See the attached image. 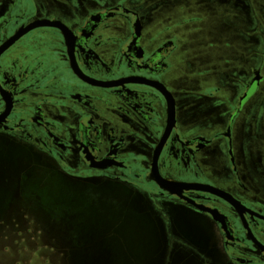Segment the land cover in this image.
<instances>
[{
	"label": "flooded vegetation",
	"instance_id": "af4514ba",
	"mask_svg": "<svg viewBox=\"0 0 264 264\" xmlns=\"http://www.w3.org/2000/svg\"><path fill=\"white\" fill-rule=\"evenodd\" d=\"M216 13L222 72L188 33ZM0 147L143 195L172 260L178 218L204 264H264V0H0Z\"/></svg>",
	"mask_w": 264,
	"mask_h": 264
},
{
	"label": "rangeland",
	"instance_id": "374dc122",
	"mask_svg": "<svg viewBox=\"0 0 264 264\" xmlns=\"http://www.w3.org/2000/svg\"><path fill=\"white\" fill-rule=\"evenodd\" d=\"M201 22L188 31L197 43L193 67L222 72L219 57L230 53L224 45V51L218 49L219 40L229 35L225 20L216 13ZM211 38L218 40L213 51L199 52L198 43ZM231 53L234 61H242L239 53ZM125 189L72 178L52 164L32 163L22 148L0 147V264H204L201 256L216 259L209 234L177 218V230L197 254L180 249L172 260L164 217L143 195Z\"/></svg>",
	"mask_w": 264,
	"mask_h": 264
},
{
	"label": "water",
	"instance_id": "95a60500",
	"mask_svg": "<svg viewBox=\"0 0 264 264\" xmlns=\"http://www.w3.org/2000/svg\"><path fill=\"white\" fill-rule=\"evenodd\" d=\"M161 184L164 186V187H166V185H165V183H163V182H161ZM12 190H13V186H12V189H11V192H12ZM125 190H127L128 192H131V191H129L128 189H125ZM9 198H10V196H9ZM12 200V199H11ZM10 200V201H11ZM12 202V201H11ZM150 208L152 209V206L150 205ZM149 212H151V211H149ZM147 213V212H146ZM147 215H150V213L148 214L147 213ZM1 218V217H0ZM114 248V247H113ZM114 250H115V248H114Z\"/></svg>",
	"mask_w": 264,
	"mask_h": 264
}]
</instances>
